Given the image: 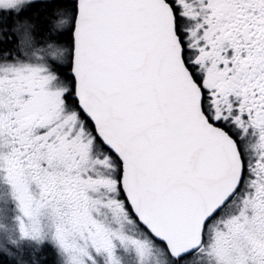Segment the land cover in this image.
<instances>
[{
	"label": "snow or ice",
	"instance_id": "snow-or-ice-1",
	"mask_svg": "<svg viewBox=\"0 0 264 264\" xmlns=\"http://www.w3.org/2000/svg\"><path fill=\"white\" fill-rule=\"evenodd\" d=\"M37 6L0 0V264H264V0Z\"/></svg>",
	"mask_w": 264,
	"mask_h": 264
},
{
	"label": "trees",
	"instance_id": "trees-1",
	"mask_svg": "<svg viewBox=\"0 0 264 264\" xmlns=\"http://www.w3.org/2000/svg\"><path fill=\"white\" fill-rule=\"evenodd\" d=\"M36 3L38 6L35 8H32L30 11L25 13V16L21 17L20 19L29 18V17L35 18L41 12V10L44 9L45 2H36ZM55 11H56L55 8H53L49 12H45L44 14L50 15L52 12H55ZM53 18H55V17H53ZM16 19H17V17H15V16H13L11 19H7V20L0 19V24L7 26L10 24H13ZM41 19H43V17H41ZM33 22L37 23V24L39 23L38 20H34ZM37 38H39V37H37ZM41 258L43 260H45L46 264H56V261H57V257L50 250L43 253Z\"/></svg>",
	"mask_w": 264,
	"mask_h": 264
},
{
	"label": "flooded vegetation",
	"instance_id": "flooded-vegetation-1",
	"mask_svg": "<svg viewBox=\"0 0 264 264\" xmlns=\"http://www.w3.org/2000/svg\"><path fill=\"white\" fill-rule=\"evenodd\" d=\"M36 2H45V0H36Z\"/></svg>",
	"mask_w": 264,
	"mask_h": 264
},
{
	"label": "rangeland",
	"instance_id": "rangeland-1",
	"mask_svg": "<svg viewBox=\"0 0 264 264\" xmlns=\"http://www.w3.org/2000/svg\"><path fill=\"white\" fill-rule=\"evenodd\" d=\"M65 27H67V25Z\"/></svg>",
	"mask_w": 264,
	"mask_h": 264
}]
</instances>
